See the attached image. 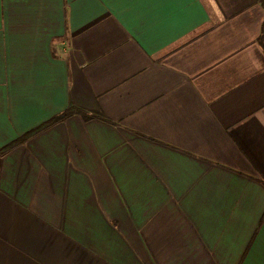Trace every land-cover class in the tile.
Returning a JSON list of instances; mask_svg holds the SVG:
<instances>
[{"label": "crops", "instance_id": "obj_1", "mask_svg": "<svg viewBox=\"0 0 264 264\" xmlns=\"http://www.w3.org/2000/svg\"><path fill=\"white\" fill-rule=\"evenodd\" d=\"M0 264H264V0H0Z\"/></svg>", "mask_w": 264, "mask_h": 264}, {"label": "trees", "instance_id": "obj_2", "mask_svg": "<svg viewBox=\"0 0 264 264\" xmlns=\"http://www.w3.org/2000/svg\"><path fill=\"white\" fill-rule=\"evenodd\" d=\"M74 113H78L77 110L72 109V108H69L67 111L64 112V114H63L61 117H59V118H55V119H53V120H51V121H49V122H47V123H45V124L39 126V127L36 128L35 130H33L30 134H28L27 137L30 136V135H34V134L37 133L38 131H40V130H42V129L48 127V126H50V125H51L52 123H54L56 120H58V119H64V118H66V117H68V116H70V115H72V114H74ZM79 113H80V112H79Z\"/></svg>", "mask_w": 264, "mask_h": 264}]
</instances>
